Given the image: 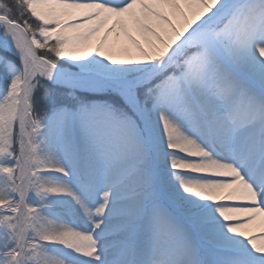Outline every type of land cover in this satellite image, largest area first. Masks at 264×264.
I'll return each instance as SVG.
<instances>
[{"label":"snow or ice","instance_id":"6c2138e0","mask_svg":"<svg viewBox=\"0 0 264 264\" xmlns=\"http://www.w3.org/2000/svg\"><path fill=\"white\" fill-rule=\"evenodd\" d=\"M0 264H264V0H0Z\"/></svg>","mask_w":264,"mask_h":264}]
</instances>
